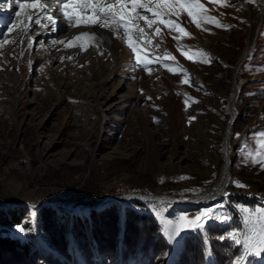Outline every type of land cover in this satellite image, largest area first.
Returning a JSON list of instances; mask_svg holds the SVG:
<instances>
[{
    "label": "rangeland",
    "instance_id": "obj_1",
    "mask_svg": "<svg viewBox=\"0 0 264 264\" xmlns=\"http://www.w3.org/2000/svg\"><path fill=\"white\" fill-rule=\"evenodd\" d=\"M11 1L15 0H0V6L8 2L0 8V15L18 5L9 4ZM200 3L208 9L207 15L228 28L209 23L197 27L184 14L171 19L191 38L163 25L159 26L160 35L155 34V26L148 29L151 48L140 42L142 55L153 61L147 78L145 68L136 66L122 37L94 27L80 32L108 34L104 37L124 43L118 54L102 42L110 53L106 75H102L98 52L90 46L98 79H91L88 66L82 67V78L91 87L99 84L87 95L85 107L82 102H71L72 92L64 87L60 63L55 65L62 73L58 86L52 74L46 80L38 70L30 75L40 61L16 70L21 91L10 96L9 104L0 102V180L5 179L0 182V234L29 243L31 252L40 257L36 264H46V257L50 264H193V260H183L188 239L199 247L197 264H233L243 252L242 246L221 237L245 231L241 209L264 208V170L247 160L244 151L259 153V134L264 133V0H224L230 6L214 0ZM58 8L53 13L56 20L61 17ZM62 33L70 34L66 28ZM249 45L251 52L244 57ZM179 49L194 59L186 58ZM166 55L175 60L156 59ZM176 64L189 76L163 67ZM116 70L119 74L111 84ZM236 82L240 87L232 107L229 97ZM44 83L48 88L40 91L38 86ZM25 86L27 92L22 90ZM142 89L149 100L142 98ZM81 110L86 111L88 120L80 116ZM56 144V158L45 156ZM226 161V181L220 183ZM234 182L247 187H236ZM219 184L225 195L198 205L187 204ZM165 197L176 203L164 201ZM129 208L153 218L167 244L166 252L152 259L137 248L124 256L122 243L114 257L99 252L92 232L93 213L116 211L122 229ZM204 210H215V218L203 230L173 235V225L181 216L195 219ZM44 214H50L49 222L66 230L68 256L54 247L45 231L49 222ZM225 216L230 217L227 222L221 219ZM76 232L87 236L83 252ZM118 236L121 238V232ZM248 260L249 264H264V254Z\"/></svg>",
    "mask_w": 264,
    "mask_h": 264
},
{
    "label": "snow or ice",
    "instance_id": "obj_2",
    "mask_svg": "<svg viewBox=\"0 0 264 264\" xmlns=\"http://www.w3.org/2000/svg\"><path fill=\"white\" fill-rule=\"evenodd\" d=\"M20 10H37L40 14L34 20L29 16L28 20L34 22L39 27L45 28L46 31H56L60 23L50 13L54 9L46 7L48 0H15ZM214 2L222 6H230L224 3V0H214ZM252 2V0H250ZM59 13H62L64 21L70 27L77 26H99L102 29L114 32L117 38L123 33V39L126 45L132 50L134 60L137 67L143 66L146 71L151 72L149 64L153 61L147 58L144 49L141 47V41H147L151 44V38L145 32V28L141 27V22L148 29L155 26V34L160 35V25L165 26L170 32H178L181 36L191 38V34L186 31L176 20L171 17L179 18L186 14L193 23L200 27L202 24L209 23L216 27L227 29L228 26L222 25L215 17L207 15L208 9L204 7L200 0H60ZM17 17L21 15L20 11L15 14ZM45 20L47 23L42 24ZM16 28L13 23L6 28L7 32H11ZM180 37H174L179 40ZM80 41L83 50H87L89 46H96L93 42L97 39L94 34L85 33L75 38ZM7 41L0 40V46ZM63 43V41H58ZM67 47L76 46L69 43ZM188 59H194L193 56L179 49ZM103 54V53H101ZM203 55V54H201ZM156 59H172L175 57L166 55L163 58ZM203 62V61H201ZM168 71L175 73H183L188 77L186 69L181 68L178 64L175 66L163 65ZM185 83L188 79H185ZM187 103V101H186ZM260 149L259 153L249 152L245 149L246 159L252 164H260L261 170H264V133L259 134ZM181 179H184L183 177ZM236 187H247L239 182H234ZM245 213V231H231L226 237L221 239H229L235 244L243 247V252L236 256L233 264H249V256H260L264 254V208L261 209H241ZM215 210H204L198 214L195 219H189L187 216H181L179 221L173 225V235L179 236L184 231L203 230L207 222L215 218ZM224 222L230 217H222ZM20 231H24L23 228Z\"/></svg>",
    "mask_w": 264,
    "mask_h": 264
},
{
    "label": "bare ground",
    "instance_id": "obj_3",
    "mask_svg": "<svg viewBox=\"0 0 264 264\" xmlns=\"http://www.w3.org/2000/svg\"><path fill=\"white\" fill-rule=\"evenodd\" d=\"M13 3L15 4L16 2L11 1L9 4H13ZM6 4H8V2ZM6 4L4 3L1 4L0 8L3 9ZM51 4L52 3L48 1L46 4V7L49 6V8L52 9ZM55 9L56 8H54V10ZM17 11L21 12V15L19 17L15 15ZM36 11L37 10H28V9L20 10L19 5H14L11 8H9V10L5 14L0 15V23L2 24L0 28V40L7 41V43H4L3 46H0V102H3L6 105L9 104L10 96L14 97V94H16V92L18 93L21 91L20 89H18L19 88V83H18L19 74L15 73L16 70L20 69L21 66L26 68V65L29 62L33 63V66H35L37 65V61H40L39 63L41 64H38V66H36L35 69L31 71L30 75L37 72L38 70L39 74H41L43 79L46 80V77H48L49 74H52L53 79L55 80L57 84L56 86H58L59 82L57 80L62 74L61 73V68H62L64 72L63 77L66 82L65 83L66 85H64V87L67 91L70 90L72 92L73 98H71V102L72 103L82 102L84 104L82 106L85 107L86 105H88L87 95L89 94V92L92 90L94 86L98 87L99 83H95L94 86L91 87L90 85H88L87 79L82 78L83 75L85 77V72H84L85 70L82 67L88 66V68L92 71L91 79L94 81L98 79L96 78L97 76L95 73L94 65L92 63L93 52L92 50H90L91 49L90 46L87 48V50H83V48L80 46L81 42L76 41L75 38L78 36H82L83 34L80 33L82 31H85V30L89 31L90 29L92 30L93 27H94L93 30H96L95 28H100V27L99 26H88V27L77 26V27H71L73 28L72 30L71 29L67 30L69 28V26L67 25V22L64 21L62 13L61 14L58 13V16H61V17H60V20H57L60 22L58 24L57 30L56 31H46L45 28L39 27L34 22H30L28 20L29 16L33 17V20H34V18L40 14L39 12L37 13ZM53 13L54 11H52L50 14L54 16ZM13 23L16 24V28L13 29L11 32H7L6 28L9 27ZM41 23L44 24V23H47V21L42 20ZM141 27H144L147 33L148 28L146 25L143 24V22H141ZM65 28H66V31L70 32V34L62 33L63 31H65ZM106 31H110V30H106ZM94 35L97 39L93 43L98 45V47L96 46H92V47L95 48V50L98 52V55L100 57V68L102 71V75L103 74L106 75L108 61L110 60V53L106 50V48L104 47L105 45H103L102 42L104 43L107 42V44L111 48H113V50L116 51L118 54L122 53V49L124 48L123 47L124 43H122V39H119V42H116L113 40L111 41L110 39H107V37L106 38L104 37L106 34H103L104 36H102L101 34L102 37L97 36V34H94ZM106 36H108V34ZM153 36L156 37L155 35ZM120 37H123L122 32L120 33ZM51 38H54L55 40L53 43L51 41ZM58 41H63V43H58ZM73 42L76 44V46H73V47L66 46L69 43H73ZM145 43H146L145 47L149 48L150 46L151 48V44H149L147 41H145ZM251 46L252 45L247 46V49L244 52V57L247 56L251 52ZM37 50H40L41 52L40 56L35 55V51ZM121 57L122 56L117 57L118 62L120 61ZM14 60H17L16 61L17 65L15 64ZM57 63H60L61 68L55 67ZM240 65L241 63H238V67ZM43 68H44V71H42ZM22 70L24 71V69ZM144 71H145L144 74L146 75V78L149 77V72L146 70ZM138 72H141V71H138ZM118 74H119V71L116 70L114 77L111 79L109 83L113 84V80ZM30 78L31 76H28L27 79L30 80ZM52 84H55V83H52ZM48 85H49L48 83H44V84L39 85L38 88L40 89V91H44L45 89L48 88ZM26 87L27 86H25L22 90L25 91ZM239 87H240L239 83L236 82V84H234L233 86V93L229 97V102L232 107L234 106ZM2 89L5 91V93L3 94L1 93ZM142 98L143 99L146 98L147 100H149L148 94L144 91V89H142ZM147 105L150 108L152 106V104H150L149 102ZM150 108L148 109L150 110ZM154 112H157V110H155ZM232 112H234V109L232 110ZM80 116L85 118L86 120L89 119V116L86 115L85 110L83 111L81 110ZM56 147H57V144L54 145L52 149L48 153L45 154V156H48L49 158H56L55 156L57 155L55 154V151H54ZM225 153L226 155L228 153L227 143L225 144ZM226 174H227V161L223 163V167H222L220 177H219L220 180H218V182L220 183L225 182ZM0 182H5V179L0 180ZM221 187H222L221 184L214 186L208 189L207 191H205L202 195L189 200L187 204L198 205L208 200L217 199L220 196H222V194L223 195L226 194V191H224V188H221ZM163 200L166 202L176 203L175 200L173 199L171 200L166 197L163 198Z\"/></svg>",
    "mask_w": 264,
    "mask_h": 264
},
{
    "label": "trees",
    "instance_id": "obj_4",
    "mask_svg": "<svg viewBox=\"0 0 264 264\" xmlns=\"http://www.w3.org/2000/svg\"><path fill=\"white\" fill-rule=\"evenodd\" d=\"M116 211H107L101 215L93 213L95 218L93 226L94 239L101 254L108 253L111 257L117 255L118 245H124L121 254L126 256L130 252L142 248L145 253L151 254L154 259L157 254L167 251V244L161 237L153 218L146 213H141L129 208L125 213L122 229L119 224V217ZM52 216L44 214L46 221H50ZM121 230V231H120ZM54 247L64 256H68L67 232L59 225L49 222L45 227ZM121 232V238L119 233ZM78 247L82 250L87 248V236L75 233ZM140 245V247H139ZM218 247V243H215ZM183 260L185 263L193 260L197 264L200 250L197 244L193 245L190 239L186 240ZM90 250V249H89ZM216 252L218 250L216 249ZM40 257L37 252H31L30 244L21 242L18 239L6 237L0 234V264H36ZM46 264H50V257H46Z\"/></svg>",
    "mask_w": 264,
    "mask_h": 264
}]
</instances>
